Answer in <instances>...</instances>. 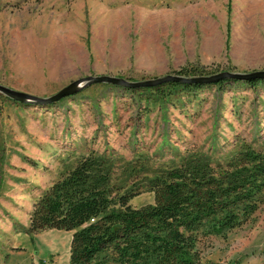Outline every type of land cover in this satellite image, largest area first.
<instances>
[{
	"label": "rangeland",
	"instance_id": "1",
	"mask_svg": "<svg viewBox=\"0 0 264 264\" xmlns=\"http://www.w3.org/2000/svg\"><path fill=\"white\" fill-rule=\"evenodd\" d=\"M189 65L264 70V0H0V84L10 88L46 97L88 75L146 80ZM197 94L144 110L137 94L100 83L51 107L0 93V264H67L71 232L29 233V214L89 148L149 173L186 148L217 159L241 139L260 146L264 88ZM152 202L150 191L130 201ZM201 249L207 262L264 264V205Z\"/></svg>",
	"mask_w": 264,
	"mask_h": 264
},
{
	"label": "trees",
	"instance_id": "2",
	"mask_svg": "<svg viewBox=\"0 0 264 264\" xmlns=\"http://www.w3.org/2000/svg\"><path fill=\"white\" fill-rule=\"evenodd\" d=\"M213 72L189 65L175 73ZM101 84L137 94L146 110L157 102L183 104L182 96L196 98L210 87L220 92L263 89L264 79L169 81L141 88ZM216 152L186 148L147 173L148 166L121 163L113 151L89 148L41 192L27 230L70 231L67 264H218L203 259L202 244L225 237L264 205V140L258 148L238 140L224 157L214 159ZM143 191L153 192L154 202L132 206L131 199Z\"/></svg>",
	"mask_w": 264,
	"mask_h": 264
},
{
	"label": "water",
	"instance_id": "3",
	"mask_svg": "<svg viewBox=\"0 0 264 264\" xmlns=\"http://www.w3.org/2000/svg\"><path fill=\"white\" fill-rule=\"evenodd\" d=\"M230 78V79H239V80H248V79H264V70H257L252 72H231V71H221L218 73H213L209 75H197V76H182L178 74H167L161 77H156L146 80H135L131 81L123 77L112 76V75H88L79 79H76L66 86L59 89L52 95L42 97L33 95L27 92L16 90L0 84V93L4 96L17 101L22 104H34L45 106L59 101L60 99L73 95L84 87L93 84V83H109L122 87L129 88H141V87H153L165 82L174 81L179 83H211L221 79Z\"/></svg>",
	"mask_w": 264,
	"mask_h": 264
}]
</instances>
